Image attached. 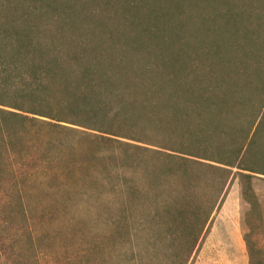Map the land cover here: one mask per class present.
I'll list each match as a JSON object with an SVG mask.
<instances>
[{
	"label": "trees",
	"instance_id": "obj_1",
	"mask_svg": "<svg viewBox=\"0 0 264 264\" xmlns=\"http://www.w3.org/2000/svg\"><path fill=\"white\" fill-rule=\"evenodd\" d=\"M214 1H200L210 10L205 48L196 37L195 51L168 54L167 40L95 34L56 12L59 0H0V264L43 255L27 202H57L65 185L71 200L110 166L116 240L152 223L175 244L171 264H187L210 227L209 191L219 197L236 178L248 206L247 264L263 263L252 239L262 224L252 180L264 176V0ZM124 3L138 14L141 2ZM150 3L156 19L161 0ZM134 151L152 154L158 169L178 166L185 197L145 212L140 185L123 195L124 171L148 165ZM122 254L114 264H130Z\"/></svg>",
	"mask_w": 264,
	"mask_h": 264
},
{
	"label": "rangeland",
	"instance_id": "obj_2",
	"mask_svg": "<svg viewBox=\"0 0 264 264\" xmlns=\"http://www.w3.org/2000/svg\"><path fill=\"white\" fill-rule=\"evenodd\" d=\"M22 1L24 3L28 0ZM84 1L88 3L86 7L78 6ZM200 1L182 0L178 3L179 0H161L156 19L153 11L158 8L152 7L150 0H137V3L141 2L137 15V8L132 9L131 14L125 11L124 0H59L54 10L72 15L77 24L91 29L95 34L102 32L115 38L141 41L152 39L161 44L167 40V53L175 54L183 52L184 49L195 51L196 37L200 38L202 44L205 43L202 45L203 49L210 40L206 29L210 10ZM235 1L215 0L214 4L220 8L222 3L233 4ZM96 2L100 5L97 6ZM104 2H110L115 9L107 7ZM179 12H182L180 17ZM153 30L158 34L153 35ZM134 156L137 157L136 160L146 161L148 165L145 168L128 167L124 171L128 188L123 195L135 183L140 185L143 192L139 202L145 212L154 202L159 206L163 203L175 205L176 201L185 197L187 192L179 183L183 176L178 166H171L168 172L166 167H154V158L149 152L134 151ZM108 173L109 175L94 174L97 180L83 186L80 189L81 194L73 196L71 200L67 197L65 185L60 188L57 202H27L30 223L36 228L43 251V255L34 264H114L119 251L125 253L122 257L130 264H171L178 253L175 244H172L171 237L163 229H158L152 223L145 222L140 231L129 238L125 236L115 239L107 203L115 194L116 186L111 166L108 167ZM145 173L149 180L147 183L144 181ZM189 178H195V171ZM208 178L206 175L205 179ZM252 185L260 203L262 218L261 229L252 239L256 241L259 258L264 264V176L256 175ZM209 194L212 196L211 191ZM211 196L208 199H215V202L210 216V227L203 238L204 233L200 236L187 264H247L248 255L243 234L247 231L244 217L248 206L240 198L238 180L235 178L227 184L219 197ZM93 249L96 251L93 252Z\"/></svg>",
	"mask_w": 264,
	"mask_h": 264
}]
</instances>
